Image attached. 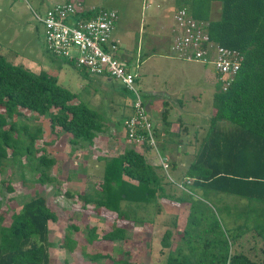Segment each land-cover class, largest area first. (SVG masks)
Segmentation results:
<instances>
[{
  "label": "trees",
  "instance_id": "1",
  "mask_svg": "<svg viewBox=\"0 0 264 264\" xmlns=\"http://www.w3.org/2000/svg\"><path fill=\"white\" fill-rule=\"evenodd\" d=\"M179 1L184 5L181 8L187 9L195 19L208 22L210 39L243 56L226 90L215 83L211 101L215 111L182 178L189 192L179 190L166 179L159 166L148 163L142 153L129 147L105 159L98 188L94 185L91 191L78 193L77 197L83 206L93 203L95 209L103 208L114 214L115 221L131 220L137 224L144 222L139 212L156 205L158 198L188 204L186 222L178 231L181 246L176 252L169 251L163 264H264V255L231 252L233 247H230L231 242L232 246L240 248L247 240L264 245V0ZM213 2L219 3L217 19H210ZM77 69L87 73L83 68ZM89 75L87 73L86 78L91 80ZM76 98L75 92L57 82L56 75L44 69L33 72L0 54V174L9 163L17 162L38 174L41 182L49 179L45 172L54 158L35 145L42 129L29 127L20 119L25 111L48 116L50 130L66 132L71 146L91 145L103 131V122L94 108L80 100L74 102ZM161 119L166 122V110ZM224 120L231 123L230 128L219 125ZM187 178L191 179L190 183L185 182ZM5 190L11 192L13 187L7 183ZM210 193L239 198L232 208L240 211L242 217L256 220L253 227L241 229L245 234L248 231L247 236L239 237L242 235L239 233L235 238L231 233L235 227H225L224 218L205 202ZM2 203L0 191V207ZM227 214V219L231 220V212ZM57 218L43 195L23 202L17 212L11 213L7 225L0 211V264H51L49 247L53 243L48 222ZM77 229L76 225H67L60 247L67 251L74 249L77 242L72 232ZM95 230V227L87 229L88 243L98 239ZM170 235L171 231L166 230L162 246L169 247ZM100 239L125 240L126 228L114 223ZM261 251L264 252V247ZM83 254L93 261L110 257L100 251ZM112 262L118 264L119 260Z\"/></svg>",
  "mask_w": 264,
  "mask_h": 264
},
{
  "label": "rangeland",
  "instance_id": "2",
  "mask_svg": "<svg viewBox=\"0 0 264 264\" xmlns=\"http://www.w3.org/2000/svg\"><path fill=\"white\" fill-rule=\"evenodd\" d=\"M65 1L0 0V54L5 55L10 62L22 64L33 72L44 69L56 75L60 85L76 93L77 98L74 102L83 101L100 114L104 134L98 141L96 140L97 142L95 141L96 144L92 147L86 145L83 150L76 151L77 147H71L69 135L66 132L50 130L48 116H37L35 113L25 111L20 119L29 127H41V137L36 140L35 145L42 148V152L48 157L54 158V163L46 169L45 175L49 179L44 182L38 180V174L29 171L26 165L20 166L17 162H11L6 166L0 174V191L3 193L0 211L4 215L3 223L9 224L11 213L17 212L23 202L37 195H43L46 197L47 205L58 217L56 221L48 222L50 241L53 243L49 247L51 264H112L113 260H119L118 264H163L169 251L176 252L181 246L178 231L184 227L186 222L188 204H178L166 198H158L156 205L149 206L145 212H139L144 222L137 224L131 220L115 221L114 214L108 213L103 208L95 209L93 203L83 206L82 200L77 197L78 193L91 191L94 185L99 187L105 162L100 158H111L118 152L122 153L127 147L135 149L137 145L130 143L124 137L122 120L129 112V98L132 97H129L130 93L124 89L123 84L115 79L107 80L91 75L88 77L91 80H88L87 73L78 70L64 58H54L43 50L44 27L36 22L32 10L42 13L55 3ZM83 1L87 5L93 4L116 11L114 36L120 40L122 50L128 51L129 49L134 54L129 68L139 75L138 87L145 94L146 102L151 104L150 117L160 124L163 111L166 110L167 120L170 123L181 122L187 125V132L180 133V136L182 140H187L191 135L189 141L192 143L186 148L190 153L188 158H191V153L197 150L204 131L209 125V118L215 111L211 104L214 88L209 84V81L213 79L212 70L197 62L172 58L161 46L155 49L148 46V40L151 37L149 32L152 27L154 29L157 24H160L157 29L161 32L167 23H173L172 13L183 7V3L179 0ZM143 3L144 5L148 3L150 6L146 9L144 5L142 7ZM141 8L145 10L142 12ZM159 10L161 12L157 14ZM218 12L219 3L214 2V18L218 16ZM139 26H144V30L141 29L139 32ZM139 38L141 55L136 58ZM30 64L33 65L30 66ZM161 88L175 89L179 92L185 110L180 112L174 107L176 105L173 102L170 100L168 102L167 98L161 101L153 100L149 92L152 89ZM199 125L204 130H200ZM219 125L230 128L231 123L224 120L219 122ZM158 132L157 134H160ZM105 134L115 136L118 142L109 144L111 138L109 139ZM161 140L162 138L158 135L157 146L160 155L163 153ZM137 148L140 149L138 146ZM144 156L151 163L158 160L153 148L144 153ZM22 161L24 162V158ZM161 172L163 173L162 169ZM7 183L13 187V191L5 190ZM236 199L239 198L235 195L214 193L208 194V201L205 202L210 207L212 206L219 217L224 218V225L227 229L235 227L236 230H231L235 238L239 236V233H242L239 237L244 238L249 233L247 231L245 234L241 229L253 227V221L256 222V220L242 217L240 211L237 212L232 208L235 203L239 202ZM228 212L232 214L231 220L226 217ZM114 223L126 228V239L117 242L100 239L101 235L108 231ZM69 224L78 227L72 232V237L77 242L72 251L60 247V242ZM89 227H95V232L98 234V239L92 243H88L85 236ZM166 230L171 231L168 238L169 247L162 246V237ZM246 242L240 248L232 246L230 242V247H233L231 252H247L251 256L254 254L258 257L264 255L261 251L264 247L262 243L257 245L250 240ZM98 251L107 253L110 257L93 261L83 254V252Z\"/></svg>",
  "mask_w": 264,
  "mask_h": 264
},
{
  "label": "built area",
  "instance_id": "3",
  "mask_svg": "<svg viewBox=\"0 0 264 264\" xmlns=\"http://www.w3.org/2000/svg\"><path fill=\"white\" fill-rule=\"evenodd\" d=\"M32 14L44 27V48L49 55L64 58L92 76L115 79L125 86L132 95V112L124 122L127 141L153 148L165 177L189 192L183 181L173 178L169 161L160 155L154 122L138 87L139 75L117 57L119 43L114 38L116 11L86 5L83 0H67L55 3L42 13L32 10ZM207 27V21L195 19L185 8L178 9L173 16L170 55L209 67L214 84L219 83L220 88L226 90L234 80L243 56L237 50L210 39ZM190 180L187 178L185 182L190 183Z\"/></svg>",
  "mask_w": 264,
  "mask_h": 264
},
{
  "label": "crops",
  "instance_id": "4",
  "mask_svg": "<svg viewBox=\"0 0 264 264\" xmlns=\"http://www.w3.org/2000/svg\"><path fill=\"white\" fill-rule=\"evenodd\" d=\"M213 3H212V7H211L210 19H217L219 17V12H218V16L216 18H214L213 17ZM143 5H144V3L142 4V7L145 6L146 9L148 8V6H150V4H148V3H146L144 6ZM94 6L101 7V6H97V5H94ZM157 6H159V4ZM101 8H104V7H101ZM180 8H178V9H180ZM106 9H110V8H106ZM143 10H145V9H143ZM143 10L141 8L142 12H143ZM160 12L161 11L159 10L157 12V14H159ZM174 14H175V12L172 13L171 21L173 20ZM159 25L160 24H157L156 27H154V29L152 27V30L149 32V33H151V37H149L148 46H149V48H153V49L161 46V47L165 48L166 51H168V53L170 54L169 48H170V43L172 41V31H171V29H172L173 23H171V22L167 23L166 26L164 27V29L161 30V32H159V29H157V27ZM168 27H169V31H168ZM141 29L144 30V26L143 27L139 26V32H141ZM164 32H166V33H164ZM156 33H158V35H156ZM114 38L119 43V49H118V52H117L118 53L117 57H119V60H121L123 63H126L128 66H130L132 61H133L132 59H134V54H132V52L129 49H128V51H125L124 49L122 50V45L120 44V40L117 39L115 36H114ZM140 43L141 42H140V38H139L138 43H137L138 47H137V52H136V58L140 57V55H141V53H140V45L141 44ZM43 50H44V52H46L44 46H43ZM119 50H120V53H119ZM169 56L172 57L171 55H169ZM31 65H33V64H30V66ZM210 78H212V77H210ZM105 79L111 80L110 78H105ZM208 81H209V78H208ZM210 81H211L212 84L210 83ZM210 81H209V84L215 90V84L213 82V79L210 80ZM214 90H213V92H214ZM149 93L151 94V97L155 101H159V100L161 101L162 99H166L167 98L168 102H169V100L171 102H173L174 105L177 106V107L176 106H174V107L176 109H179L180 112L182 110H185L184 109V105H183L184 104L183 100H182L179 92L175 91V89L174 90H169V89L165 90L164 88L163 89L161 88V89H158V90H153L152 89ZM129 97H131V95ZM144 98H145V94H144ZM146 104L149 105V111H150V108H151L150 102H146ZM130 113H131V99L129 98V112L125 115V117L122 120L123 121V127H124V122H125L126 118L128 117V115ZM161 122L162 123H160V124L154 122V126H155L156 132L159 131L158 133H160V134H157V136L159 135L162 138L160 143H161V149H162L163 153H161V154L164 155V157H166L167 160L170 162L171 169H172L171 173H172V175L175 176L174 178L180 181L183 178V175L185 173L186 168L188 167L190 162L193 160L194 154L196 153V150H194L192 152L193 154L191 153V158H188L190 153L187 152L186 148L190 147V144L192 143V142L189 141L190 138H191V135L188 136L187 140H182L181 136H180V133H186L187 132V125H185V124H183L181 122L178 123V124H172L168 120H166V122H164L162 119H161ZM198 128L200 130L203 129L201 125H199ZM206 130H207V128L205 129L204 134L206 133ZM123 132H124V137H125V131H123ZM102 134H104V133H102V132L98 133L97 136L94 138L93 143L91 145H87L85 143L84 144H79V145L75 146V147H77V148H75V150L76 151H81V150H83V148H86V145L89 146V147H92L94 144H96V142L99 140V138H100V136H102ZM204 134H203V136H204ZM105 135L108 136L109 139L111 138L109 140V144H115L116 142H118L117 141L118 138H116L115 136H112L111 134H105ZM115 139H117V140H115ZM125 139H126V137H125ZM137 146L135 147V149L137 148ZM138 147H140V149L137 148L136 151H139L143 155H144V153H146V152H148L150 150V148H148V147H143V146H138ZM127 148H129V147H127ZM118 154H119V152L117 154L113 155V156H116ZM100 159L105 161V159L103 157L100 158ZM148 163H150V164H152L154 166H159V168L161 169L160 165L158 164V160L155 161V162H152V163L151 162H148ZM103 166H104V164H103ZM123 178L126 179V180H129L126 176H123ZM132 182H135V181H132ZM210 194L212 195L214 193H210ZM187 212H188V210H187Z\"/></svg>",
  "mask_w": 264,
  "mask_h": 264
},
{
  "label": "water",
  "instance_id": "5",
  "mask_svg": "<svg viewBox=\"0 0 264 264\" xmlns=\"http://www.w3.org/2000/svg\"><path fill=\"white\" fill-rule=\"evenodd\" d=\"M145 106H146V109L149 111V105H148V104H146Z\"/></svg>",
  "mask_w": 264,
  "mask_h": 264
}]
</instances>
